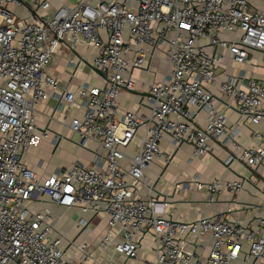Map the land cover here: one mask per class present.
Returning a JSON list of instances; mask_svg holds the SVG:
<instances>
[{
  "label": "built area",
  "instance_id": "1",
  "mask_svg": "<svg viewBox=\"0 0 264 264\" xmlns=\"http://www.w3.org/2000/svg\"><path fill=\"white\" fill-rule=\"evenodd\" d=\"M47 1L0 0V264H98L87 241H65L56 232L46 203L74 210L78 234L91 236L94 224L104 222L94 249L108 251L111 264L114 255L124 264H264V218L251 228L227 208L175 219L172 202L152 197L156 184L145 174L170 160L160 147L166 136L174 148L192 146L190 163L216 144L225 150L226 168L237 162L256 170L263 163L264 131L252 148L237 137L240 121L264 127V82L234 70L251 63L250 51L264 52V13L251 0H77L38 16ZM13 6L29 7L37 19L30 12L21 19L9 11ZM80 41L95 50L91 66L103 74L102 85L62 88L47 67L60 45L74 51ZM136 85L149 114L119 113L122 93ZM214 89L238 122L228 124L216 110ZM50 97L65 112L81 111L68 125L77 145L99 148L91 163L43 178L23 155L42 141H60L35 123V105ZM172 189L205 191L215 205L242 191L243 181L196 176ZM62 249H76L75 257ZM140 249L153 256L140 257Z\"/></svg>",
  "mask_w": 264,
  "mask_h": 264
},
{
  "label": "crops",
  "instance_id": "2",
  "mask_svg": "<svg viewBox=\"0 0 264 264\" xmlns=\"http://www.w3.org/2000/svg\"><path fill=\"white\" fill-rule=\"evenodd\" d=\"M77 0H48L47 6L37 9L38 16L51 15L59 6H73ZM252 4L264 13V0H251ZM22 11L24 17L21 19L29 20L27 9L21 7H10ZM95 55V50L86 46L81 41L78 42L74 51L69 50L66 45L62 44L58 48L55 56L47 67L49 73L58 77L59 84L62 88L68 87L73 89L83 83L94 86L102 85V77L97 75L91 66V60ZM249 56L251 63L236 67L234 74L238 70L244 69L246 76L254 77L260 82H264V52L250 51ZM73 64H69V61ZM229 65L230 61L225 59ZM232 72V71H231ZM252 75V76H251ZM136 78H143V72H135ZM220 79V76H219ZM151 78L148 77V81ZM137 91L123 92L119 98L118 112L129 110L137 115L149 114V108L145 105L143 92L140 86L136 85ZM139 90V91H138ZM213 105L217 111L223 113L228 124L238 122L240 117L234 108L226 107L221 99L219 91L213 90ZM264 109V104H263ZM35 123L39 130L47 128L51 135L60 136L59 143L54 146L51 141L45 140L40 143L38 148H29L23 155V160L32 168L39 177H46L61 167L72 165L76 162L91 163L93 154L98 150V146L93 143H87L85 147L78 146V136L68 129V125L73 117L81 118V111L65 112L61 109L57 101L50 97L46 102L36 104L34 107ZM237 141L247 147H255L261 143V135L264 131L263 125L242 124ZM72 144V149H69ZM161 149L170 154L171 158L167 164L155 162L146 171V176L155 181L156 190L151 193L152 197H166L172 202V213L175 219L193 220L201 216L217 215L219 211L225 213L227 208L232 209L231 216L237 217L243 225L254 228L257 226L260 218H264V161L256 170H251L241 163L234 162L231 168H226L223 161L226 158L225 150L213 145V151L198 159L188 162L192 152V146L183 143L179 148H174L170 144V138L166 136L160 143ZM231 147V146H230ZM230 150V149H229ZM248 171V176H247ZM252 174H251V173ZM200 177L203 182L210 181L216 177L224 181L241 180L243 181V190L236 195H222L219 201L214 204L206 202L205 191H180L173 193L172 186L175 183H188L194 177ZM45 207L52 211L54 228L57 233L66 236V240L75 239V243L87 241L92 249L89 250L91 261L98 264H111L107 258V253L94 249L101 239L104 229V222L94 224L95 229L91 236L83 233H77L73 227L76 218L71 219L76 212L72 209H66L55 204L46 203ZM57 235H53L56 237ZM63 242L62 247L67 243ZM76 249H62L66 257H75ZM150 255L147 249H140L139 256L145 257ZM115 264H124V258L114 255ZM127 264V263H126Z\"/></svg>",
  "mask_w": 264,
  "mask_h": 264
},
{
  "label": "rangeland",
  "instance_id": "3",
  "mask_svg": "<svg viewBox=\"0 0 264 264\" xmlns=\"http://www.w3.org/2000/svg\"><path fill=\"white\" fill-rule=\"evenodd\" d=\"M9 11L12 13V14H14V15H18V16H20V17H24V13L22 12V11H19V10H15V9H9ZM69 149H72V144L70 145L69 144ZM251 173V172H250ZM248 171H247V176H248ZM252 174V173H251ZM77 217V214H73L72 215V217H71V219H73L74 220V218H76ZM149 254L151 255V256H153L152 255V253L151 252H149ZM150 259L152 258V257H149Z\"/></svg>",
  "mask_w": 264,
  "mask_h": 264
},
{
  "label": "water",
  "instance_id": "4",
  "mask_svg": "<svg viewBox=\"0 0 264 264\" xmlns=\"http://www.w3.org/2000/svg\"><path fill=\"white\" fill-rule=\"evenodd\" d=\"M26 9H27L28 12L31 13V15H32V17H33L34 19H37V15H36V13H35L34 10L30 9L29 7H27ZM92 70H93L97 75H99V76H101V77H104L103 74H102L100 71H98L97 69H95V68L92 67Z\"/></svg>",
  "mask_w": 264,
  "mask_h": 264
}]
</instances>
